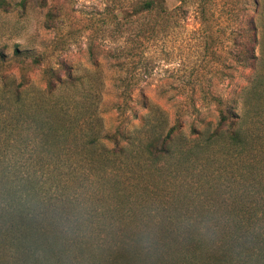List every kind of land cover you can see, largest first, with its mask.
I'll use <instances>...</instances> for the list:
<instances>
[{
  "label": "rangeland",
  "instance_id": "rangeland-1",
  "mask_svg": "<svg viewBox=\"0 0 264 264\" xmlns=\"http://www.w3.org/2000/svg\"><path fill=\"white\" fill-rule=\"evenodd\" d=\"M23 1L0 0V211L11 264L38 251L17 236L22 229L66 241L70 226L83 230L76 221L94 219L93 209L99 220L108 206L105 221L126 211L119 195L144 198L147 207L204 176L228 181L225 194L243 185L244 155L224 138L205 146L218 121L215 98L246 114L253 145L264 132L244 91L264 69V0H166V17L133 15L141 0ZM242 37L256 61L236 59ZM15 48L39 56L40 65L20 69ZM151 103L161 112L143 107ZM173 126L170 158L190 150L182 154L190 161L162 176L143 145Z\"/></svg>",
  "mask_w": 264,
  "mask_h": 264
},
{
  "label": "trees",
  "instance_id": "trees-1",
  "mask_svg": "<svg viewBox=\"0 0 264 264\" xmlns=\"http://www.w3.org/2000/svg\"><path fill=\"white\" fill-rule=\"evenodd\" d=\"M188 1L177 0L180 5ZM168 11L166 0H141L132 9L133 15L139 17L148 13L166 17ZM243 39L238 40L236 59L246 64L256 61L255 54ZM13 53L20 69H25L27 62L32 66L41 63L39 56H21L16 48ZM0 60H4L1 50ZM60 70L66 75V81L72 82L67 66L62 65ZM263 74L264 69L244 91L251 92L253 96L251 100L256 118L264 120ZM53 80L55 85L62 84L56 74ZM49 87H52V81ZM215 103L218 121L205 147L224 138L232 150L244 155L245 159L237 168L242 186L232 187L225 194L223 187L228 181L221 184L219 176H204L196 182L198 187L193 183L174 186L168 195L147 207L140 203L139 199L144 198L119 195L117 201L129 205L126 211L116 209L112 220L105 221L108 206L101 207L99 220H96L93 209L91 215L95 220L76 221V229L82 226L83 230L77 234L78 231L71 230L70 226L71 236L66 241L50 240L48 232L38 230L36 233L31 226L22 229L24 234L17 236L31 242L38 251L28 252L15 264H264V132H261V138L256 137L259 138L257 145H253L255 138L245 127L246 114L238 116L226 100L215 98ZM143 107L150 108L153 113L161 112L153 103L150 107L149 104ZM259 109L261 113L257 111ZM176 130L173 126L166 133L154 131L143 145L150 162L161 169L162 176H168L167 172L164 173L166 167H185L190 161L182 155L187 156L190 150L170 158L174 154L173 135ZM139 196L153 199L148 194ZM80 213L78 218L83 212ZM74 231L75 235H72ZM9 234L7 221L0 211V264H11Z\"/></svg>",
  "mask_w": 264,
  "mask_h": 264
}]
</instances>
